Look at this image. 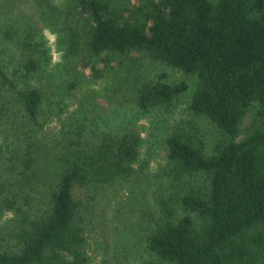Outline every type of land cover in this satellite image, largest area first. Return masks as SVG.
<instances>
[{
  "label": "trees",
  "instance_id": "trees-1",
  "mask_svg": "<svg viewBox=\"0 0 264 264\" xmlns=\"http://www.w3.org/2000/svg\"><path fill=\"white\" fill-rule=\"evenodd\" d=\"M120 185L115 264H264V0H0V264H111Z\"/></svg>",
  "mask_w": 264,
  "mask_h": 264
},
{
  "label": "rangeland",
  "instance_id": "rangeland-1",
  "mask_svg": "<svg viewBox=\"0 0 264 264\" xmlns=\"http://www.w3.org/2000/svg\"><path fill=\"white\" fill-rule=\"evenodd\" d=\"M47 32V31H46ZM53 40V35L46 33ZM249 118H246V122ZM57 127L49 124L45 129V136H51ZM118 190L106 189L100 195V200L95 206L94 224L92 231L87 233L89 251L96 261L104 252L111 260V264H115V258H119L116 250L126 245L128 251L132 248L129 244H125L127 239L134 237L136 231L141 226L142 214L152 204L153 189L147 190L145 194L142 191H131L126 185L118 186ZM149 205V206H148ZM125 238V239H124ZM135 254V253H134Z\"/></svg>",
  "mask_w": 264,
  "mask_h": 264
}]
</instances>
